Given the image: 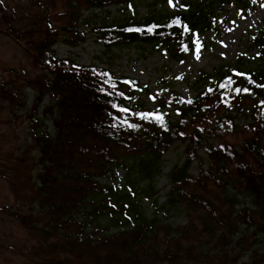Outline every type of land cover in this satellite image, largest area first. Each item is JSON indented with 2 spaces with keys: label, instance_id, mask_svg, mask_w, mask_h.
<instances>
[{
  "label": "trees",
  "instance_id": "1",
  "mask_svg": "<svg viewBox=\"0 0 264 264\" xmlns=\"http://www.w3.org/2000/svg\"><path fill=\"white\" fill-rule=\"evenodd\" d=\"M144 1L26 0L20 13L0 5V33L24 47L35 65L48 60L35 80L14 73L16 80L0 89L15 108L28 102L23 82L34 93L26 109L37 119L30 127L36 190L27 215L11 213L36 235L29 258L36 264H264V35L254 40L259 64L203 72L196 97L181 101L173 92L170 107L135 79L56 56L61 44L84 43L82 29L90 28L106 51L146 46L185 61L219 15L253 2L182 0L165 16L154 6L141 19L96 22V12H137ZM48 93L56 100L43 106ZM239 119L248 135L239 146L210 143L216 132L237 129ZM176 143H187L186 158L166 176L169 191L160 204L157 179ZM179 217L184 225L172 222Z\"/></svg>",
  "mask_w": 264,
  "mask_h": 264
},
{
  "label": "rangeland",
  "instance_id": "2",
  "mask_svg": "<svg viewBox=\"0 0 264 264\" xmlns=\"http://www.w3.org/2000/svg\"><path fill=\"white\" fill-rule=\"evenodd\" d=\"M24 1L26 2V0H0V5L10 4L11 9L20 13L19 10H26ZM252 1L246 9L232 7L219 15L213 28L198 37L194 43L196 46L194 52L185 61H170L166 55L154 53L146 46L106 51L98 43L90 28L82 29L86 38L84 43L77 47L61 44L55 47L56 56L60 60L72 58L82 65L109 68L117 76L135 79L141 86L150 87L158 104L161 102L170 107L175 101L173 92L178 94L181 101L193 100L196 97L195 88L202 83L197 79L203 72L212 74L228 64L247 65L250 68L259 64V49L255 46L254 40L255 37L260 38L264 35V0ZM181 2L182 0H171V3L169 0H145L138 4L137 12L130 9L120 13L114 8L106 13L96 12L98 14L96 22L99 24L102 21L114 22L131 16L141 19L154 6L157 9V16H165L174 12ZM47 62L48 60L44 59L36 66L24 47L0 33V89L9 85L10 81L16 80L14 73H19L21 78L35 80L42 73L41 65L44 66ZM22 86L20 89L29 97L28 102L25 101L27 108L32 104L34 93L32 88L27 86V82H23ZM161 96H164V100L160 98ZM55 100L54 96L48 93L44 97L43 106H50ZM23 101L24 98L19 100V102ZM13 107L9 101H4L0 94V264H36L31 261L28 253L29 248L32 249L37 245L36 235L15 222L11 218V213L21 212L27 215L32 207L30 202L36 190V176L39 170L34 165L35 162L37 164L38 155L31 145L30 127L37 119L32 116L30 118L26 108ZM149 109L153 110L152 105H149ZM243 123H245L243 119L237 120L236 125L239 127L230 129L226 134L216 132L210 143L216 144L220 141L239 146L248 137L240 130ZM208 128L209 124L203 126L204 130ZM211 128L213 125L210 126ZM49 130H53L51 125ZM186 149L187 143H176L163 158L162 174L157 179L160 204L165 202L169 191L166 176L172 168L184 163ZM201 155L204 157L203 153ZM206 169L207 167L203 165L202 171ZM192 172L195 177L201 175L198 167ZM172 222L175 225H184L186 218H174ZM242 261L246 262V259Z\"/></svg>",
  "mask_w": 264,
  "mask_h": 264
},
{
  "label": "snow or ice",
  "instance_id": "3",
  "mask_svg": "<svg viewBox=\"0 0 264 264\" xmlns=\"http://www.w3.org/2000/svg\"><path fill=\"white\" fill-rule=\"evenodd\" d=\"M169 3H171V0H169ZM177 23H179V22L177 21ZM129 30H131V29H129ZM185 30H187V27H186V26H185ZM184 50L187 51V50H188L187 47H185ZM198 51H199V44L197 45V52H198ZM197 58H198V56H197ZM236 91L239 93V92H240V89L237 88ZM244 91L247 92V89H244ZM121 95H122V94H121ZM119 110H120L121 112H125V113H127V112L129 111L127 108H120ZM153 115H154V114H153ZM148 116H149V114L145 113V114H143V115L141 116V118L144 119V118H147ZM154 118H155L157 121L163 119V117L160 116V115H154ZM125 123H126V121H125ZM128 127H135V125H133V124H128Z\"/></svg>",
  "mask_w": 264,
  "mask_h": 264
}]
</instances>
